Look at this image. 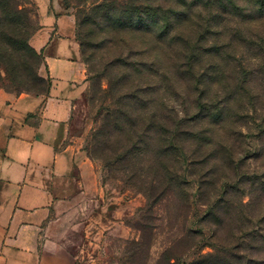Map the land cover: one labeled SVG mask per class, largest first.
<instances>
[{"label":"rangeland","instance_id":"1","mask_svg":"<svg viewBox=\"0 0 264 264\" xmlns=\"http://www.w3.org/2000/svg\"><path fill=\"white\" fill-rule=\"evenodd\" d=\"M67 1L77 20L95 0ZM7 16L25 31L36 25L30 0H0L6 53ZM253 30L264 38V19ZM236 46L233 59L211 61L221 73L201 84V69L188 81L171 58L146 51V113L129 134L100 138L94 154L86 146L113 106L87 81L70 123L76 205L47 248L69 264H264V51ZM4 69L0 87L28 89L14 81L15 60L11 74ZM216 107L228 113L223 123L200 118Z\"/></svg>","mask_w":264,"mask_h":264},{"label":"trees","instance_id":"2","mask_svg":"<svg viewBox=\"0 0 264 264\" xmlns=\"http://www.w3.org/2000/svg\"><path fill=\"white\" fill-rule=\"evenodd\" d=\"M6 19L12 26L4 34L10 50H0V68L11 74L9 64L15 60L22 69L20 77H13L15 83L28 86L15 91L47 93L50 82L38 73L42 57L29 44L37 24L25 31L20 18ZM263 19L264 0H95L78 15L77 39L86 65L88 91H93V97L101 93L110 98L113 107L106 108L87 151L94 154L100 138L107 140L116 132L129 134L135 118L146 113V72L153 68L146 67V51L156 49L171 58L175 72L188 81L198 74V68L203 72L198 74L199 84L213 83L209 71L221 73L211 65L213 59H233L238 44L264 51L260 43L264 38L253 32ZM27 59L34 60L33 70L28 69ZM200 115L219 123L228 117L220 107Z\"/></svg>","mask_w":264,"mask_h":264},{"label":"crops","instance_id":"3","mask_svg":"<svg viewBox=\"0 0 264 264\" xmlns=\"http://www.w3.org/2000/svg\"><path fill=\"white\" fill-rule=\"evenodd\" d=\"M30 1L37 27L29 44L50 85L41 95L0 87V264H69L47 245L76 205L70 123L86 65L72 3Z\"/></svg>","mask_w":264,"mask_h":264}]
</instances>
